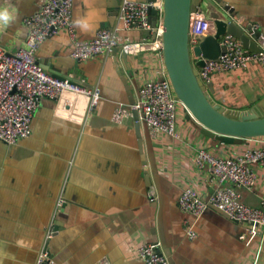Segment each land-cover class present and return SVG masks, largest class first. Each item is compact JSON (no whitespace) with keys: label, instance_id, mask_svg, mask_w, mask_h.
I'll return each mask as SVG.
<instances>
[{"label":"crops","instance_id":"obj_1","mask_svg":"<svg viewBox=\"0 0 264 264\" xmlns=\"http://www.w3.org/2000/svg\"><path fill=\"white\" fill-rule=\"evenodd\" d=\"M42 1L0 0V9L12 16L9 23L0 22V46L11 52L21 45L22 19ZM219 1L240 27L252 25L264 38V0ZM121 3L72 0L77 37L90 39L101 28L143 37L144 32L123 27ZM71 48L61 29L44 40L36 59L53 76L96 86L99 100L78 124L54 115L53 100L44 97L28 137L12 145L0 140V264H33L41 248L51 264H145L137 254L143 243H155L168 264H264V237L240 238L246 226L208 208L195 219L196 236L190 239L183 219L194 216L177 207L184 187H196L208 201L217 185L195 165L199 148L235 157L261 144L208 138L185 119L182 108L176 136L152 132L128 110L142 80L138 71L156 60L155 54L130 56L118 49L78 62ZM213 87L212 99L226 108L258 106L264 112V64L219 76ZM117 109L124 112L119 121ZM254 169L253 188L239 189L240 199L252 206L264 198V165Z\"/></svg>","mask_w":264,"mask_h":264},{"label":"built area","instance_id":"obj_2","mask_svg":"<svg viewBox=\"0 0 264 264\" xmlns=\"http://www.w3.org/2000/svg\"><path fill=\"white\" fill-rule=\"evenodd\" d=\"M150 8L157 12L154 26L149 20ZM162 12V0H122L119 20L123 27L144 33L148 31L147 35L132 39L120 36L113 29L101 28L92 38L79 39L72 24V0H43L36 12L22 19L26 35L21 45L11 52L0 46V140L12 145L28 137L32 119L44 97L53 100L54 115L78 124L84 122L96 106L100 95L96 86L87 87L68 78L53 76L36 59L44 40L61 29L67 31L72 45L70 56L78 62L107 54L115 48L130 56L154 53L156 60L153 59L149 65L142 64L138 71L142 80L137 98L128 111L129 114L136 113L152 132L176 136L177 113L183 106L174 93L163 63ZM212 31L211 20L196 5L189 16L190 47ZM219 42L225 47V52L218 59L209 60L198 71V77L204 83L214 82L226 73L246 69L251 63L264 64V50L250 52L230 35L222 36ZM149 73L150 77H147ZM123 113L117 109L115 120L119 121ZM248 141L261 146L246 149L235 157L214 154L205 147L197 151L195 165L207 172L210 183L217 185L208 201L194 186L181 190L177 207L182 213L194 216L193 221L183 219L188 238H195V219L209 208V204L246 226L247 231L240 238L264 237V198L255 206L240 199L239 189L250 190L255 185L254 165H264V137H253ZM137 254L145 264H168L155 243L139 245ZM33 264H51L45 249L39 250Z\"/></svg>","mask_w":264,"mask_h":264},{"label":"water","instance_id":"obj_3","mask_svg":"<svg viewBox=\"0 0 264 264\" xmlns=\"http://www.w3.org/2000/svg\"><path fill=\"white\" fill-rule=\"evenodd\" d=\"M162 3L163 63L174 93L183 106L185 119L202 135L224 143H241L249 138L264 137V112L258 106L245 111L226 108L212 99L213 82L204 83L198 77V71L205 63L218 59L225 52V47L219 42L222 36H232L250 52H261L264 50V38L260 31H255L252 25L240 27L234 21L229 6L219 0H162ZM196 5L211 20L213 31L190 47L189 16ZM156 19V10L150 8L151 26L155 25ZM113 51L117 52L118 48ZM129 102L132 104L134 98ZM209 208L223 213L212 204Z\"/></svg>","mask_w":264,"mask_h":264},{"label":"clouds","instance_id":"obj_4","mask_svg":"<svg viewBox=\"0 0 264 264\" xmlns=\"http://www.w3.org/2000/svg\"><path fill=\"white\" fill-rule=\"evenodd\" d=\"M11 19H12V16L7 9H0V22L7 24L11 21ZM17 243L21 247L26 246L23 240H19L17 241Z\"/></svg>","mask_w":264,"mask_h":264}]
</instances>
